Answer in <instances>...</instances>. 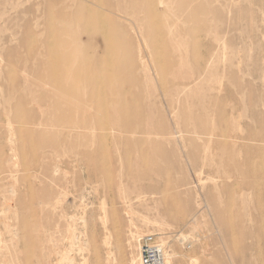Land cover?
Here are the masks:
<instances>
[{
    "label": "rangeland",
    "instance_id": "rangeland-1",
    "mask_svg": "<svg viewBox=\"0 0 264 264\" xmlns=\"http://www.w3.org/2000/svg\"><path fill=\"white\" fill-rule=\"evenodd\" d=\"M139 2L147 9L132 0H0V163L12 158L20 170L0 179V207L11 206V232L0 223L5 264H139L149 234L176 254L170 264H264V0ZM89 12L97 30L69 51L120 59L123 50L103 41L119 22L130 68L104 74L113 86L132 79V93L149 98L165 126L120 132L109 106L84 109L83 81L76 98L54 107L62 99L44 80L48 41ZM173 80L189 86L171 91ZM106 85L98 84L111 103ZM143 175L151 180L131 179ZM36 224L52 240L47 261Z\"/></svg>",
    "mask_w": 264,
    "mask_h": 264
},
{
    "label": "bare ground",
    "instance_id": "bare-ground-1",
    "mask_svg": "<svg viewBox=\"0 0 264 264\" xmlns=\"http://www.w3.org/2000/svg\"><path fill=\"white\" fill-rule=\"evenodd\" d=\"M133 4L136 6H140L141 8H144L146 6H143L139 0H132ZM147 9V7H146ZM145 9V10H146ZM148 14V22L151 23L150 26H154L156 15L152 10L147 11ZM164 16H166L167 11L163 12ZM189 18L191 20L195 21L196 18V12L194 10H189ZM97 17L94 16L91 12L88 13L86 17H84L82 20H80V23L76 26H73V24H68L67 26H64V28H60V30L57 31V36L48 41V46L50 47L47 52V63L46 65V71L47 75L45 77V81L48 85L52 86V90H54L57 94L58 92V99H62L61 101H58L54 105V107H61L62 101L76 98L78 96L79 90H78V82L83 81L86 82V85L84 86V91L87 95V98L79 95L81 100L84 102L85 106L84 109H86L89 105L92 104V102H96L103 106H109L111 110L113 109V112L118 116L119 119L116 121H113V124L117 125L120 132L125 133H141V130L144 128L143 126H148L149 124L155 123L156 125L165 126V120L163 119V114H159V112L156 111L155 105L150 102V99H147L146 101L140 100V93H132L133 88H138L137 84L131 83L134 82L132 79H127L126 77L121 78L118 83L120 85L113 86L117 80H114V78L106 77L104 72L106 70L112 71V72H119L123 73L127 67L130 68L126 58H125V40H126V31L124 28L121 27V24L117 21H113L112 25L114 28V32L111 34L105 35L103 38L105 41L108 40L112 47L117 50H123V56L120 59H109V60H98V56L93 53L92 55L88 57H79L74 55L70 49H72L75 42L78 41L77 37L79 34L84 33L89 35L93 30H97ZM175 24V23H174ZM172 24V29L176 27V25ZM73 27V28H72ZM53 28V27H52ZM101 32L104 30L102 28H99ZM104 35V34H103ZM151 43L154 45V42L156 41L155 36H151ZM52 46V47H51ZM155 47L153 46V49ZM109 54V51L106 52V55ZM156 60L160 61L162 59V55L160 53H155ZM167 57V56H166ZM165 57V58H166ZM39 63H43V58L37 59ZM168 60H170V57H168ZM172 59L168 62V64L173 65ZM38 63V64H39ZM143 64L142 59H140V65ZM84 66V67H83ZM102 72V74H101ZM100 74V75H99ZM114 80V83H113ZM103 81H107V85L105 86L106 93H108L111 96V103H107L105 100V92L101 90V88L98 86V84L102 83ZM44 87V84H42ZM189 85H184V83H178V81L173 80L171 82V91L179 90L182 92L184 89ZM167 87L164 86V97L168 93L166 90ZM89 92V93H88ZM174 95H178L177 92H172ZM61 96H60V95ZM130 95H136L138 99L133 98V102H127L125 100V96ZM97 96L100 97V100H97ZM135 97V96H134ZM161 105V102L159 106ZM20 107V104H17L14 106V110L18 111ZM37 108H40V106H37ZM80 106L77 107L79 109ZM174 109V107H173ZM176 109V108H175ZM178 109V108H177ZM156 113H158L159 120H156ZM132 114V117L130 115ZM146 122V123H145ZM18 123H20L18 121ZM35 123V122H34ZM34 123H29L28 121H23L22 124L35 126ZM119 123H121L119 125ZM33 128V127H32ZM114 130V128H112ZM111 129V130H112ZM8 142L11 143L13 141V136L11 133L8 134ZM170 139H174L172 135L170 134ZM43 138H41V141ZM15 141V140H14ZM12 151V150H11ZM42 159H47L49 157L48 153H41L40 156ZM14 159L9 158L6 159V161H1L0 163V179L2 177H13V174L15 172H18L20 170L15 171L16 165L13 164ZM13 164V166H11ZM40 166L35 165L33 168V175L32 179L37 180L40 178ZM30 170V169H28ZM32 170V169H31ZM157 175L159 173L157 172ZM16 178V177H15ZM133 182H145L150 181L149 175H143L141 177H131ZM169 185V184H168ZM165 185L162 190H168L169 186ZM142 189V188H141ZM161 190L159 183L155 185L154 187H151V191ZM143 190V189H142ZM58 198V196H57ZM45 201V200H44ZM47 202V201H46ZM211 203L214 202L211 200ZM46 204V203H44ZM187 203H185L186 205ZM38 206L41 205V201L38 202ZM11 206H7L6 202H3L0 207V223L4 225L6 232H11L9 229V223L7 221L8 214H10ZM169 214V217H172V212L165 211L164 214ZM173 218V217H172ZM169 219V218H168ZM172 220V219H170ZM37 225V224H36ZM40 224H38L34 229V234L36 236V239L39 241V246L42 249L43 257L47 260L50 259L51 256V249L50 245L52 240L50 239V236L47 238L45 237V233L42 231V228H39ZM38 232V233H37ZM14 234V233H13ZM16 236V233H15ZM3 235L0 232V264H5L6 257L4 254V250H7L6 244L4 240L2 239ZM185 239V237H183ZM185 241V240H184ZM180 242V241H179ZM180 244V243H179ZM165 245V244H163ZM184 248V247H182ZM171 252V254H169ZM168 251V259H172L176 256V254L173 253L172 250ZM40 258L42 257V254H40ZM201 255V254H200ZM5 257V258H4ZM13 261V259H11ZM198 263V262H197ZM11 264H14L13 262ZM26 264H29L28 262ZM39 264V261H38ZM132 264H135L132 262Z\"/></svg>",
    "mask_w": 264,
    "mask_h": 264
},
{
    "label": "built area",
    "instance_id": "built-area-1",
    "mask_svg": "<svg viewBox=\"0 0 264 264\" xmlns=\"http://www.w3.org/2000/svg\"><path fill=\"white\" fill-rule=\"evenodd\" d=\"M139 264H170L165 247L160 243L159 235H145L139 243ZM189 264H197L190 259Z\"/></svg>",
    "mask_w": 264,
    "mask_h": 264
}]
</instances>
